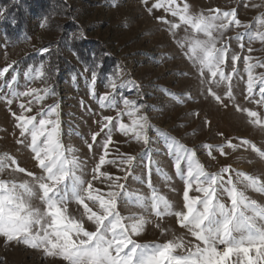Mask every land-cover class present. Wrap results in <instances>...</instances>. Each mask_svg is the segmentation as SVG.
<instances>
[{
    "label": "rangeland",
    "instance_id": "rangeland-1",
    "mask_svg": "<svg viewBox=\"0 0 264 264\" xmlns=\"http://www.w3.org/2000/svg\"><path fill=\"white\" fill-rule=\"evenodd\" d=\"M34 2L37 3L36 0ZM48 2V9L26 13L27 23L21 30L13 25L8 30L9 20H4L0 3V71L8 68V72L0 77V154H9L26 171L40 174L27 146L30 138L20 136L12 115H19V104L32 98L14 97L11 92L36 88L43 95L42 90L47 87L52 94L39 104L33 100V111L26 115H36L41 108L47 109L51 105L59 106L61 140L66 147L76 150L75 155L83 162L85 180L91 179L92 169L100 156L105 155L103 143L108 129L102 131L106 123L103 118H114L109 126L112 142L105 158L116 163H106L101 172L120 177L119 183L124 185L118 199L121 215H142L150 221L143 233L134 239L139 243H163L175 236L195 242L187 230L178 225L175 216L159 219L151 208L154 188L157 195L172 204L174 211L183 210L184 180L176 174L175 155L166 146L165 137L193 151L195 160L209 173L231 166L234 180L237 179L235 171H242L264 182V158L251 147L254 144L264 151V103H258L262 86L259 80L264 78V67L258 65L264 64V41L256 38L258 32H264V25L259 23L264 19V0H177L181 7L187 2L193 16L215 15L210 11L215 9H219L221 14L235 10L241 21L240 26L230 25L217 45H228L226 63L222 67L225 75L231 77L219 84L208 83L211 78L206 70L201 77L198 63L194 64L189 59L191 54L187 45L184 48L178 46V41L193 34L190 26L181 24L179 29L171 30L170 23H178V18L163 9H153L151 14L148 12L156 0H148L147 5L142 0ZM157 17H164L170 23H164ZM238 35L240 40L236 39ZM200 38H203L202 34ZM77 46L88 47L84 56L77 53L81 50ZM45 48L48 51L42 53ZM56 53H60L55 58L59 62L57 68L51 59V55ZM233 55L240 58L235 64L231 61ZM246 57L249 58L248 63L257 65L252 69L256 83L251 95L247 91ZM41 64L44 66L43 77L26 78L25 73L30 67L35 69ZM54 70L60 79H54ZM93 73L96 77L94 83ZM13 77H16L14 83ZM110 80H115V89ZM209 87L221 97L222 102L209 94ZM229 88L231 98L226 95ZM104 95L109 97L104 103L108 105L111 102L114 107H101L100 98ZM8 99L13 102L8 104ZM124 99L135 101L140 107L139 114L147 116L150 125L147 145L118 130V113H121L119 120L126 124H131L132 119L126 114ZM237 106L256 111L261 122L253 123L255 118L248 117L245 111H238ZM93 134H98L95 142ZM19 140H24V143H18ZM243 140L249 141V145L242 144ZM229 141L235 147H229ZM205 145L213 146L211 155ZM218 145L223 146L224 154ZM127 155L135 157L130 168L119 163ZM181 167L186 172V163L182 162ZM227 176L225 174V179ZM0 179L23 181L30 178L9 168L0 173ZM149 181L152 188L148 186ZM92 182L94 188L104 192L109 190V181L103 177ZM238 187L243 188L242 185ZM128 194L143 197L145 207L129 203ZM245 194L264 206V193L247 189ZM190 195L196 193L193 191ZM223 202L229 203L226 196ZM33 203L39 204V201L34 200ZM68 207L70 213L76 212L77 215L83 211L74 202ZM157 223L160 228L155 227ZM85 226L94 230L88 222ZM161 229L167 231L162 233ZM0 264L64 262L59 258L46 257L42 250L23 244H6L0 237Z\"/></svg>",
    "mask_w": 264,
    "mask_h": 264
},
{
    "label": "snow or ice",
    "instance_id": "snow-or-ice-1",
    "mask_svg": "<svg viewBox=\"0 0 264 264\" xmlns=\"http://www.w3.org/2000/svg\"><path fill=\"white\" fill-rule=\"evenodd\" d=\"M142 2L147 5L148 0ZM189 8L187 2L181 7L177 0H156L147 10L151 14L153 9H163L178 18V23H170L164 17H157L164 23H170L171 30L179 29L181 24L190 26L193 34L177 43L181 48L187 45L188 53L191 54L189 59L194 64L198 63L201 77H204L205 70L210 74L209 84L230 80L231 77L225 75L222 67L226 63L228 45H217L230 25H241L235 10L221 14L219 9H215L210 10L215 15L193 16ZM259 23L264 25V19ZM201 34L203 38H200ZM256 38L264 41V32H258ZM236 39L240 40L241 37L238 35ZM240 47L243 48V44ZM41 51L47 52L48 49ZM239 59L235 55L231 57L233 64ZM248 59L245 58L247 91L251 95L256 83L252 69L257 65L248 63ZM258 66L264 67V64ZM43 68V64L35 69L30 67L25 73L26 78L43 77ZM7 72L8 68L0 71V77ZM92 79L94 83L95 73ZM15 80L16 77H13V83ZM110 83L115 89V80H110ZM259 83L262 86L259 88L261 100L258 103H264V78ZM9 88H12L11 84ZM42 92L43 95L36 88L11 92L14 97L32 98L27 103L19 104V115H12L17 122L16 127L20 129V136L30 138L27 146L40 174L26 171L9 154H0V173L11 168V171L24 173L30 178L23 181L0 179V237L4 238L6 244L15 242L42 250L46 257L59 258L64 264H264V206L245 194L247 189L264 193V182L258 177L235 171L237 179L234 180L231 166L209 173L195 160L193 151L165 137L166 146L175 155L176 174L184 180L183 210L174 211L172 204L165 197L157 195L154 188L151 208L159 219L175 216L178 225L186 229L195 242L174 236L163 243H139L134 237L141 235L150 221L142 215H121L118 199L124 185L119 183L120 177L101 172V167L106 163H116L115 160L105 158L112 142L109 126L114 118H103L106 123L102 131L108 129L107 139L103 143L105 155L100 156L98 164L92 169L91 179L85 180L83 162L75 155L76 150L66 147L61 140L59 106L51 105L47 109L41 108L36 115H26L33 111V100L39 104L47 95L52 94L47 87ZM208 92L218 102H222L211 87ZM226 95L232 97L231 88ZM108 99L107 95L100 98L101 107L115 106L111 102L106 105L104 102ZM12 102L11 99L7 100L8 104ZM123 104L126 114L132 119L131 124H126L119 120L121 113H118V130L147 145L150 127L147 116L139 114L140 107L135 101L124 99ZM237 110L245 111L248 117L255 118L253 123L261 122L256 111L241 109L239 106ZM97 135L93 134V142ZM18 143H24V140ZM249 143L247 140L242 141L244 145ZM228 146L235 147L230 141ZM88 147L91 149L92 145ZM205 147L211 155L213 146ZM251 147L264 158V151L254 144ZM217 148L224 154L223 146L218 145ZM134 160V156L127 155L119 163L130 168ZM182 162L186 163V172L181 167ZM225 174H228L227 179ZM101 177L109 181L107 192L93 186L92 181ZM148 186L152 188L150 181ZM193 191L196 195H190ZM225 196L228 204L223 202ZM34 200L39 201V204H34ZM73 202L83 209L79 215L69 212L68 206ZM128 202L145 207L144 198L140 196L128 194ZM86 222L94 230H89L85 226ZM155 227L160 228L161 225L157 223ZM161 231L164 233L167 229Z\"/></svg>",
    "mask_w": 264,
    "mask_h": 264
},
{
    "label": "trees",
    "instance_id": "trees-1",
    "mask_svg": "<svg viewBox=\"0 0 264 264\" xmlns=\"http://www.w3.org/2000/svg\"><path fill=\"white\" fill-rule=\"evenodd\" d=\"M0 0V3L3 7V17L4 20H9V24H7V27L10 30V26H14L18 30H21L24 26H26V13H31L35 11L36 9L45 10L49 8V2L48 0ZM61 44V43H60ZM79 47V46H77ZM81 50H79L77 53L80 56H84L88 47L80 46ZM59 51V50H58ZM60 52V51H59ZM53 55V54H52ZM51 59L53 60L54 67L57 68L59 62L55 60V58H58L60 53H56L52 56ZM54 57V58H53ZM55 71V72H54ZM54 79H60L59 75L57 74V70H54ZM59 71V70H58ZM56 73V74H55Z\"/></svg>",
    "mask_w": 264,
    "mask_h": 264
}]
</instances>
